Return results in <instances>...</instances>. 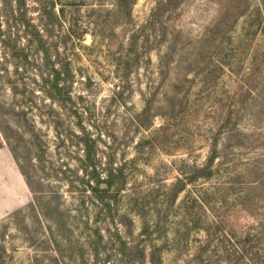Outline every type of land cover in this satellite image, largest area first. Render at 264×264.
I'll return each instance as SVG.
<instances>
[{"label": "rangeland", "instance_id": "1", "mask_svg": "<svg viewBox=\"0 0 264 264\" xmlns=\"http://www.w3.org/2000/svg\"><path fill=\"white\" fill-rule=\"evenodd\" d=\"M37 32L71 62L56 103L12 47ZM0 37V102L30 126L0 122L43 198L1 136L0 264H249L254 230L264 249V0H0ZM88 145L132 175L112 213L92 204Z\"/></svg>", "mask_w": 264, "mask_h": 264}, {"label": "trees", "instance_id": "2", "mask_svg": "<svg viewBox=\"0 0 264 264\" xmlns=\"http://www.w3.org/2000/svg\"><path fill=\"white\" fill-rule=\"evenodd\" d=\"M19 23L24 27L26 26L23 22H19ZM34 36L35 39L29 42V45L31 47L25 48L22 45H20V47L18 48L17 43L15 46L12 47H14L15 50L17 51V55H18L17 57L20 58L21 60H24L26 64L31 65L33 68H35V70L38 72L36 73V76H39L44 80V82L46 83V87L48 86L47 87L49 92L48 96H50L52 101L54 103L59 102L58 100L62 101L63 100L61 99L62 96L64 95L69 96L71 92L70 90L71 76H72L71 62L65 60L64 61L65 65H63V68L60 69L59 65L53 62L52 57L49 55L50 48L48 47L49 46L48 42L45 41V39L41 36L40 32H37V34L36 35L34 34ZM0 40L2 44L6 43L11 45V43L7 42L5 39H3V37H0ZM34 46L36 48L35 50L37 51V54L40 53L46 54V56L41 58V61L43 62L42 64L36 59H34L33 61L30 60L33 58L29 53ZM14 93L17 96V93L16 92ZM0 110H2L1 112L3 113L2 115L7 114L8 116H13L14 118H16V120H18V122H20V124H16L15 130L17 131V133L24 131L25 127L23 124L26 123L27 121V110H28L26 105L17 102H14L9 105L7 102H0ZM28 123L29 122L27 121L26 126H28L29 128L30 125ZM32 130L35 131L34 129ZM1 136L2 139L11 148L12 153L16 158V161L20 167V170L24 175L26 182L34 195L35 202L31 204V206L39 210L38 205L40 204V200H42L43 198L39 197L40 193L33 189V183L31 182V177L29 173L25 170V167L22 164V160L19 157L18 151L20 150L21 146L19 144L18 147L17 146L13 147V143H12L13 141L11 137L6 133L3 123L0 122V137ZM18 140L23 141L24 139H22L21 137ZM87 148H88V153L86 155L85 165L82 170L88 179L87 187L93 196L92 204H94V206L99 209L101 214L104 213V211H108L109 213H112L115 211L114 207H118V204L122 200V198L128 197L127 195L123 197V192L128 191L129 193H133V194L135 193L136 189L134 188L130 189L128 186L129 182L132 180V175L129 173L126 165L124 164L119 165L113 160L104 163L97 158L98 156L93 146L88 145ZM212 160L213 158L211 159L209 165L203 166L202 170H199L204 172L205 178H209L210 176L213 175ZM151 192H153V190H151ZM177 193H175V196L177 195ZM81 202H82V206L86 205V200H81ZM123 218L124 219L128 218V214L127 216L125 214ZM213 224H216V222L212 221L211 223H209V225H213ZM115 228L117 231L118 227ZM151 228H152L151 225H147L146 228H144L143 230V234L145 236L152 235L153 230ZM260 235L261 234L259 232L255 233V230L254 232L249 231L247 234L243 235V238H246V240L244 239L241 241V239L243 238H240L239 243L236 244L237 246L243 243L244 244L247 243L249 244V246L251 245L250 246L251 250L246 251L249 253L250 256L249 264H264V255L260 254L264 252V249L261 248L262 239H260L261 238ZM114 236L115 238L119 239V241H115V242L117 243L119 242V244L122 245L121 251H124L125 253V250L129 249L130 242L124 240L119 232H117V234ZM144 250L145 249L143 247V251H142L143 257L146 256L144 255L145 254ZM159 260L161 261L160 257ZM118 262L119 264H136V262L134 263L133 259H130L129 261L118 259Z\"/></svg>", "mask_w": 264, "mask_h": 264}]
</instances>
